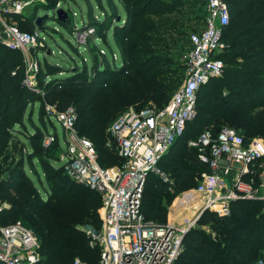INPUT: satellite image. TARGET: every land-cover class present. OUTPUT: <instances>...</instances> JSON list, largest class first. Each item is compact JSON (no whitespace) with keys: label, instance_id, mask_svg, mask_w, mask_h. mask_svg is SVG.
<instances>
[{"label":"trees","instance_id":"1","mask_svg":"<svg viewBox=\"0 0 264 264\" xmlns=\"http://www.w3.org/2000/svg\"><path fill=\"white\" fill-rule=\"evenodd\" d=\"M96 1L102 6L100 0ZM226 3L229 23L221 27L225 35L222 40L226 42L229 35L236 33L229 51L252 62L264 63V28L257 26L264 21V10H259L260 6L264 7V0H226ZM107 4L110 11L104 13V18L97 20L88 15L86 27L82 30H112L116 39H120L121 67L118 69L110 64L106 54L102 53L100 61L95 60L89 66V70L96 71L95 75L88 74L89 70L83 72L85 82L80 81L81 73L76 69L72 70L76 76L53 81V89L58 91L62 100L60 103L74 108L76 131L91 141L101 167H108L112 160L115 161L112 153L122 163L114 149L105 145L106 130L121 108L139 99L129 97L120 100L113 89H107L111 80L118 78L121 85L142 86L145 89L140 100L144 98V104L163 107L183 77L181 72L176 74L172 70V57L183 50L184 39L188 40L190 34L202 28L206 14L204 0H122L125 20L116 23L117 8L112 0H107ZM58 23L65 26V23ZM31 26L28 31L33 30ZM238 26L243 30H237ZM18 53L0 45V201L8 203L7 208L0 212V225L7 226L19 220L27 225L38 240L39 264H74L77 259L85 264H97L99 251L88 246L87 238L79 227L100 229V197L96 192L73 183L61 165L56 168L52 165L53 160L46 159L49 148L57 142L44 147L42 126L36 125L31 117L28 119L35 133H25V139L33 149L27 153L26 162L36 176L32 162L35 160L39 164L47 183L43 188L46 199L41 198L36 186L22 172L25 156L14 160L5 154L7 146L2 141L8 135L6 128L13 124L23 125L22 115L17 116L14 111L23 112L31 96L21 84L20 62L13 59V55ZM142 53L150 56L141 58ZM226 57L230 59L229 54ZM228 59L226 63L230 71L224 72L223 76L236 77L237 73L232 72L233 61ZM49 68L54 66L49 65ZM259 79L258 76L249 78L240 85L241 90L245 91L248 86L255 88L260 84ZM222 85H227L232 91L231 85L214 78L198 89L195 118L187 123L183 134L158 163V168L172 179L173 184L162 182L154 174L147 177L141 204L146 220L165 223L167 207L173 199L195 188L196 178L208 171V167L198 160L197 151L188 148L187 143L206 129L216 132L222 127L215 130L212 123L223 119L245 140L254 136L264 138V114L253 115L251 108L243 111L239 107L247 99L243 92L238 95L229 92L221 97L211 94L212 88L205 90L206 87L218 89ZM49 94L45 92L44 95L47 97ZM202 99L212 109L203 114L198 109ZM250 103L264 106V102H258L255 97ZM38 120L44 122L41 118ZM201 121L205 127L201 128ZM182 246L174 264H258L259 260L264 264V202H234L229 215L224 217L203 212L184 236Z\"/></svg>","mask_w":264,"mask_h":264},{"label":"built area","instance_id":"2","mask_svg":"<svg viewBox=\"0 0 264 264\" xmlns=\"http://www.w3.org/2000/svg\"><path fill=\"white\" fill-rule=\"evenodd\" d=\"M204 7V25L188 37L189 47L181 57L182 82L167 104L161 108L153 103L129 108L108 126L105 145L114 149L122 160L121 167L98 164L92 143L76 133L73 107L54 116L63 133L59 165L73 183L100 197V229H83L88 246L99 251L97 264H174L182 251L184 236L203 212L224 217L234 202H264V140H245L234 129L222 126L216 132L206 129L187 143L208 167L198 176L197 186L182 193V197L192 196L186 204L189 207L199 203L195 217L186 218L184 223L157 224L146 220L141 211L150 174L173 184L158 163L195 118L198 89L222 73L219 58L227 45L221 38V27L229 21L227 3L204 0ZM19 8L18 1L0 0V45L23 54L35 49L37 54V47H43L39 31L24 32L4 19L18 14ZM79 34L78 39L85 40L83 33ZM28 83L29 88L33 86V81ZM55 141L60 142L57 134L47 133L42 144L48 147ZM37 249L36 236L20 222L0 225V264H39ZM257 263L262 264V260ZM74 264H80L79 260Z\"/></svg>","mask_w":264,"mask_h":264},{"label":"rangeland","instance_id":"3","mask_svg":"<svg viewBox=\"0 0 264 264\" xmlns=\"http://www.w3.org/2000/svg\"><path fill=\"white\" fill-rule=\"evenodd\" d=\"M19 2V13L18 14H10L6 16L4 19L6 20V24H14L19 29L22 28V31L32 33L34 30H38L40 33L39 43L42 44V48L37 47V54L35 53V49H29L26 51V55L23 52L13 55V59L16 62H20L21 68V84L25 88V90L31 94L29 101H27V105L25 110L22 111H14L17 116L22 115V122L23 125L20 126L18 124H13L12 127L6 128L7 138L2 142L6 143V155H11L14 160H18L20 156L24 155V164H23V174L27 176L33 184L38 189V192L42 199H46V194L43 188L47 186L45 181L44 174L42 170L39 168V164L34 160L32 162L33 168L36 171L37 175L31 170V166H29L26 162L27 153L32 151V147L29 145L28 141L25 139V133L29 132L30 134H34V129L28 119L31 117L33 122L37 125L39 124L41 127V131L44 134L47 133H54L57 134L59 137V141H56L57 144L51 146L48 150V154L45 156L47 160L51 159L52 165L58 168L62 160V153L64 150V143H63V133L60 124L54 119L57 113L64 111L67 107L65 104L62 105L60 102L62 101L59 98V94L57 90L53 89L54 80H63L67 77L76 76L72 73L73 69L80 71L81 79L80 81L85 82L86 77L83 76V72H87L89 70V66H91L94 61H100V54L105 53L107 59L109 60L110 64L114 65L116 68L121 67V57L119 55V48H118V40L116 36L113 35L112 30H105V31H94L92 28L87 30H82L86 27L88 15L93 16L97 20H101L104 18V13L109 12L110 9L107 6V0H100L102 6L96 0H14ZM117 8V13L119 20L117 18L115 20L116 23L124 22L125 20V13L121 9L122 7V0H112ZM55 7L53 10H62L66 14V19L62 22L56 19V14L53 13L51 7ZM259 10H264V7L260 6ZM38 21L39 26H36V22ZM60 23H65V26H61ZM229 23V21H228ZM122 24V23H121ZM231 24V23H230ZM33 25V30L28 31L30 27ZM108 26V23H107ZM106 26V28H107ZM258 27L264 28V21H261L257 25ZM25 29V30H23ZM71 30V31H70ZM237 30L242 31L243 28L238 26ZM94 32V33H93ZM96 32V33H95ZM99 32V33H98ZM79 33H83L86 37L85 40L80 41L78 39ZM96 35V36H95ZM236 33H232L231 35L226 38L225 44L228 48L227 51H223L221 53V59L219 60L220 65L222 67V73L219 77L214 78L217 80H222L225 84L232 86V91H229L227 85H222L220 88L216 87H206L205 90H211V94H215L216 96L223 97L224 95L227 96L229 92L234 94L243 92V96L247 99L243 101V103L239 106L240 108L247 110L251 108V113L253 115L261 116L264 114V106L260 105H252L250 100L255 97L258 102H264V63L258 61V63L252 62L251 59L247 60L243 58L241 55H236L233 52L229 51L231 40L236 36ZM94 36V37H93ZM225 35L221 32V38ZM93 37L92 39L88 40L89 38ZM183 50L179 51L178 54L174 55L172 58L174 66L172 70H175V73L181 72L184 73V67L182 63V54L188 49L189 43L187 38L184 39ZM109 44V45H108ZM229 54L228 59L226 55ZM150 56V55H149ZM147 54L142 53L141 58L149 57ZM233 61V69L236 77L233 75L229 78H225L223 76L224 72L230 71L229 67L227 66L226 60ZM233 59V60H232ZM50 66H54V68H49ZM56 68V70H55ZM242 72V73H239ZM88 74H94L96 71L90 69ZM86 74V73H85ZM130 75V71L127 77ZM253 76H258L260 79L258 82L260 84L256 85L255 88H248L243 91L241 90V84L247 82L249 78ZM74 78V77H73ZM183 78V77H182ZM33 81V86L28 87V82ZM214 81V80H212ZM74 81H72L73 83ZM181 82V81H180ZM213 82L210 81V84ZM180 86V83L176 85L175 89ZM65 89V88H63ZM67 89V87H66ZM108 90H114L117 93V96L120 100L128 99L129 97H134L138 99L133 104L130 103L123 108H121L114 117L118 116L120 113L128 110L129 108H141L145 106L144 98L140 100V96L142 95L143 88L140 85H132V86H125L119 84V79H112L110 84L108 85ZM71 90H74L71 88ZM45 92H49L50 94L46 97L44 94ZM253 92V94L251 93ZM33 94V96H32ZM174 94V91L171 93L169 98ZM231 94V93H230ZM238 95V94H237ZM34 100V103H32ZM202 101L201 106L198 107L199 113L203 114L206 110H212L207 105L206 100ZM144 104V105H143ZM51 114V115H50ZM41 118L44 122H40L38 119ZM202 122V121H201ZM201 128L205 127V124L201 123ZM220 126H229L227 123H224L223 119H220L217 123H212L211 127L213 129H217ZM230 127V126H229ZM199 129V127H198ZM76 130V128H75ZM77 133V131H76ZM77 135H79L77 133ZM80 136V135H79ZM253 138L261 137L254 136ZM38 140V138H35ZM89 140V139H88ZM250 140V139H249ZM261 140H264L262 138ZM90 141V140H89ZM91 142V141H90ZM96 151V150H95ZM180 153V152H179ZM112 158L115 160L112 164L108 167H121L122 163L115 157V154L112 153ZM99 162H102L99 160ZM198 181V177L196 178V182ZM40 182H42L40 185ZM70 184V183H68ZM191 190V189H190ZM183 193V192H182ZM182 193L178 194L171 204L167 207V214L166 220L163 224H169V219L175 221L177 223H184L188 218H194L197 211V207L199 203H196L194 207H179L177 210H173L172 206L176 199L182 198ZM195 201H198L196 196ZM163 201V200H162ZM0 206L7 208V202H1ZM177 213H176V212ZM179 211V213H178ZM99 212V210H98ZM175 212V213H174ZM178 216V218H175ZM20 222L21 221H15ZM8 223V222H6ZM11 222L10 224H14ZM22 224V223H21ZM26 229L30 230L27 225L22 224ZM206 228V227H205ZM80 230H83V227H79ZM31 231V230H30ZM32 232V231H31ZM33 233V232H32ZM38 244V240H37ZM38 251V249H37ZM39 254V252H38ZM78 260V259H77ZM80 262V261H79ZM80 264H85L84 262H80Z\"/></svg>","mask_w":264,"mask_h":264},{"label":"bare ground","instance_id":"4","mask_svg":"<svg viewBox=\"0 0 264 264\" xmlns=\"http://www.w3.org/2000/svg\"><path fill=\"white\" fill-rule=\"evenodd\" d=\"M192 196H187V197H182L181 199H176L175 202L173 203V206H172V212L173 210H177L180 206H183V205H186V204H189V201L191 199ZM176 212V211H175ZM174 212V213H175ZM177 213V212H176Z\"/></svg>","mask_w":264,"mask_h":264},{"label":"water","instance_id":"5","mask_svg":"<svg viewBox=\"0 0 264 264\" xmlns=\"http://www.w3.org/2000/svg\"><path fill=\"white\" fill-rule=\"evenodd\" d=\"M55 14H56V19L59 20V21L63 22L66 19V14L62 10H56ZM118 20H119V17L117 18V21ZM36 26H39L38 21L36 22Z\"/></svg>","mask_w":264,"mask_h":264},{"label":"crops","instance_id":"6","mask_svg":"<svg viewBox=\"0 0 264 264\" xmlns=\"http://www.w3.org/2000/svg\"><path fill=\"white\" fill-rule=\"evenodd\" d=\"M181 207L187 208V207H189V206H188V205H183V206H181ZM178 213H179V211H178ZM175 218H178V216H175ZM169 222H171V223H175V221H172V220H170V219H169Z\"/></svg>","mask_w":264,"mask_h":264}]
</instances>
